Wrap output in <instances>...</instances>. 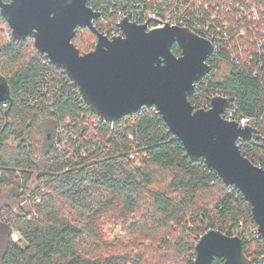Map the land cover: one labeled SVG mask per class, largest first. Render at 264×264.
I'll use <instances>...</instances> for the list:
<instances>
[{
    "label": "trees",
    "instance_id": "16d2710c",
    "mask_svg": "<svg viewBox=\"0 0 264 264\" xmlns=\"http://www.w3.org/2000/svg\"><path fill=\"white\" fill-rule=\"evenodd\" d=\"M254 2L264 7V0ZM87 3L101 11L94 25L108 38L120 14L144 20L149 9L161 10L158 0ZM212 3L206 2L199 20L227 36L189 101L206 109L214 95L231 100L232 111L251 119L255 131L241 152L264 168V56L251 37L237 38L249 23L236 12H217ZM179 4L170 9L180 12ZM96 42L88 28H78L73 40L82 55ZM172 51L181 56L178 45ZM0 77L9 87L0 105V264H195V247L210 230L239 237L253 264L264 256V240L254 234L257 224L241 192L203 161L192 162L161 116L148 110L104 123L32 38H12L1 12ZM14 190L18 200L30 201L19 211L1 206ZM120 225L127 239L112 236Z\"/></svg>",
    "mask_w": 264,
    "mask_h": 264
},
{
    "label": "water",
    "instance_id": "95a60500",
    "mask_svg": "<svg viewBox=\"0 0 264 264\" xmlns=\"http://www.w3.org/2000/svg\"><path fill=\"white\" fill-rule=\"evenodd\" d=\"M0 12L12 38L19 43L32 38L38 53L64 70L90 112L104 122L115 124L155 107L192 162L203 161L227 187L243 194L264 238V168L246 158L238 144L252 141L255 131L223 118L231 104L225 97L213 98L209 110L189 101L197 83L212 72L207 62L214 52L211 42L189 29L166 26L148 32L127 20L119 25L122 36L110 40L94 26L100 13L87 0H0ZM78 28L97 35L94 51L80 54L73 43ZM175 44L179 57L172 51ZM8 95V85L0 80V105ZM195 252V264L216 259L253 264L239 237L218 230L202 236Z\"/></svg>",
    "mask_w": 264,
    "mask_h": 264
},
{
    "label": "built area",
    "instance_id": "2783aa9c",
    "mask_svg": "<svg viewBox=\"0 0 264 264\" xmlns=\"http://www.w3.org/2000/svg\"><path fill=\"white\" fill-rule=\"evenodd\" d=\"M174 1L180 2L179 4L180 9H181L180 12H175L172 8L170 9ZM208 1L210 2L213 1L212 8L216 9L217 12L223 11L225 9L228 10L227 12H236L239 15V18L241 21L248 22L250 25L249 29L245 27L240 29L237 35V38H245L247 40L249 37H251V39L253 40L251 42L256 44L258 48V51H257L258 54L264 56V7L261 5L255 4V2L253 3V0H220V1L219 0H184V1L158 0V6L161 8V10L158 9L157 7L149 9L144 14V20H140L132 16L130 17L129 15H126V14H120L119 18H117V21H116L115 31L112 32L109 39L113 40L117 36H122V31L119 28V25L124 20L129 21L131 24L145 26L148 32L159 30V29H164L166 26L180 27V28L189 29L195 35L211 42L213 46V50H214L213 54H215L220 47V42L222 40V37H226L227 33H224L221 36H219L218 34L222 33L221 28H219V26H217L218 27L217 32H215L212 26L211 27L206 26L202 24V22H200L199 19H203L202 14H201V11H203L202 8L203 9L205 8L206 2ZM221 2L227 3L229 5V8L227 9L225 7H222ZM93 10L98 11L95 9ZM98 12L101 13V11H98ZM191 15H195L196 17L194 18ZM217 19H218L217 14L211 17L212 23H215ZM223 26L224 28L229 27L228 23L224 21H223ZM232 59L234 60L235 58L232 57ZM218 96L219 95L217 96L214 95L213 98L218 97ZM211 101H210L209 106L206 108V110H209L211 108ZM231 105L232 103L230 104L229 109H227L226 112L223 114V118L229 122H238L240 127H246L247 125H250L251 119L246 118V117H240V118L237 117L236 113L232 111ZM4 107H6V105H4ZM148 110H152L158 114V111L155 107L153 108L144 107L141 111H148ZM96 117L100 119L101 121H103L100 117L98 116ZM238 144L239 146H241L247 143H245L244 141L240 139L238 141ZM230 188H233V187H230ZM254 234L257 237L263 238L261 234L259 233L258 226L254 229ZM13 239L18 242L19 240L18 235H14ZM256 260L258 261L257 264H264V256L259 257L258 259L256 258Z\"/></svg>",
    "mask_w": 264,
    "mask_h": 264
},
{
    "label": "rangeland",
    "instance_id": "374dc122",
    "mask_svg": "<svg viewBox=\"0 0 264 264\" xmlns=\"http://www.w3.org/2000/svg\"><path fill=\"white\" fill-rule=\"evenodd\" d=\"M6 28V27H5ZM7 29V28H6ZM12 34V33H11ZM6 37H9V29H7L6 32ZM224 67L227 68V66L225 65ZM223 75L226 74L225 71H223L222 73ZM0 80H2V78L0 77ZM46 131V130H45ZM47 134V132L45 133ZM34 188V186L32 187ZM16 190H14L13 192H11L9 195L5 194V197L2 200L1 206L4 205H9L14 211H19V207H24L27 203L30 204L29 199H22V200H18L17 195H16ZM27 209V208H26ZM112 236L114 238H119V239H127L126 236L124 235V233L122 232L121 229V225L118 227V229L116 231L112 232ZM111 237V238H113ZM113 238V239H114ZM110 239V238H109ZM21 243V242H20ZM25 244L23 243V246ZM2 252V251H1Z\"/></svg>",
    "mask_w": 264,
    "mask_h": 264
},
{
    "label": "bare ground",
    "instance_id": "6f19581e",
    "mask_svg": "<svg viewBox=\"0 0 264 264\" xmlns=\"http://www.w3.org/2000/svg\"><path fill=\"white\" fill-rule=\"evenodd\" d=\"M95 12H97V13H100V12H98V11H95ZM100 17H101V13H100ZM100 19V18H99ZM97 21V20H96ZM95 26V25H94ZM117 37H119V36H117ZM117 37H115V38H117ZM97 44V43H96ZM95 48H96V46H95ZM95 48H94V50H95ZM93 50V51H94ZM92 52V51H91ZM90 53V52H89ZM86 54H88V53H86ZM82 55V54H81Z\"/></svg>",
    "mask_w": 264,
    "mask_h": 264
},
{
    "label": "flooded vegetation",
    "instance_id": "af4514ba",
    "mask_svg": "<svg viewBox=\"0 0 264 264\" xmlns=\"http://www.w3.org/2000/svg\"><path fill=\"white\" fill-rule=\"evenodd\" d=\"M97 43V42H96ZM96 43H95V46H96ZM93 51V50H92Z\"/></svg>",
    "mask_w": 264,
    "mask_h": 264
}]
</instances>
